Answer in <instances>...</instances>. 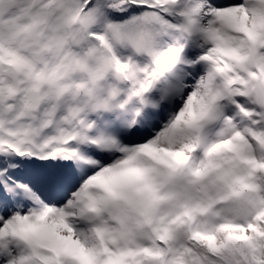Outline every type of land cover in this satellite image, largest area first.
I'll list each match as a JSON object with an SVG mask.
<instances>
[{"label":"snow or ice","instance_id":"snow-or-ice-1","mask_svg":"<svg viewBox=\"0 0 264 264\" xmlns=\"http://www.w3.org/2000/svg\"><path fill=\"white\" fill-rule=\"evenodd\" d=\"M0 264H264V0H0Z\"/></svg>","mask_w":264,"mask_h":264}]
</instances>
